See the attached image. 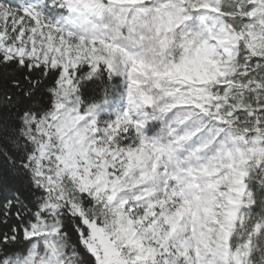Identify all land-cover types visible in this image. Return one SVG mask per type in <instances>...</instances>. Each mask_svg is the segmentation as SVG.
Masks as SVG:
<instances>
[{"label":"snow or ice","instance_id":"snow-or-ice-1","mask_svg":"<svg viewBox=\"0 0 264 264\" xmlns=\"http://www.w3.org/2000/svg\"><path fill=\"white\" fill-rule=\"evenodd\" d=\"M0 264H264V0H0Z\"/></svg>","mask_w":264,"mask_h":264}]
</instances>
